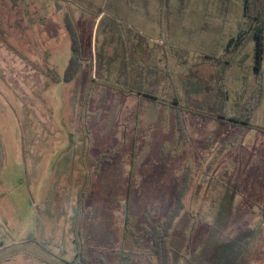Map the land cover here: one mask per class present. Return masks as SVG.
Masks as SVG:
<instances>
[{"label":"rangeland","instance_id":"374dc122","mask_svg":"<svg viewBox=\"0 0 264 264\" xmlns=\"http://www.w3.org/2000/svg\"><path fill=\"white\" fill-rule=\"evenodd\" d=\"M167 4L0 0V264H157L142 232L184 189L173 264H264V131L213 117L242 114L253 43L204 59L242 2ZM66 12L83 57L68 83ZM142 69L156 99L130 92Z\"/></svg>","mask_w":264,"mask_h":264},{"label":"trees","instance_id":"16d2710c","mask_svg":"<svg viewBox=\"0 0 264 264\" xmlns=\"http://www.w3.org/2000/svg\"><path fill=\"white\" fill-rule=\"evenodd\" d=\"M14 3L17 0H13ZM161 4V10L168 8L167 2L169 0H159ZM183 1V0H180ZM224 3H231L233 0H221ZM242 2V10L245 20L241 24L238 33L235 36H232L226 45L225 51L222 55H215L212 57L204 56V59L213 60L214 65L223 64L225 66L232 65V61L228 59V56L233 55L239 51V49L246 42H252L254 47V53L252 56V70L254 74V79L256 80V85L253 86L250 91V96L245 102L244 109L239 118H232L224 116L216 112V116H213L218 119H226L231 122H235L241 125V127L247 128H258L264 131V128L254 125L251 122V117L255 107L258 106L264 98V0H240ZM58 3V2H57ZM61 5V4H60ZM182 9V8H181ZM65 13L64 22L68 30V34L71 39V50L72 54L70 56L69 62L64 70L63 81L72 82L79 72L83 65V57L80 48V38L78 37L77 30L70 20V16ZM118 19V18H117ZM121 22L119 19L117 20ZM122 23V22H121ZM150 65V64H148ZM152 66L149 67L151 69ZM147 71L138 70L137 81H133L134 86H130V92L136 91L138 96L147 99H156L157 96L152 94L149 91V87L141 88L140 83L143 81L146 84L145 76L146 72L150 76V70ZM149 71V72H148ZM141 72V74H140ZM144 73V75H143ZM147 76V77H149ZM128 79L125 80L124 86L128 88ZM137 84V86H136ZM147 85V84H146ZM141 100L139 101V104ZM177 103V102H176ZM211 114V113H210ZM214 115V114H213ZM186 189L183 191L179 190L177 195V203L171 210L168 211L165 221L163 223H152L150 222L147 227L144 228L142 234L149 238L151 243V249L157 257V264H173L172 263V252L171 248L168 247V232L171 226L173 225L174 220L179 216L184 205L182 203V196L185 195ZM133 233V232H132ZM138 241V238H137Z\"/></svg>","mask_w":264,"mask_h":264},{"label":"crops","instance_id":"0c3cea01","mask_svg":"<svg viewBox=\"0 0 264 264\" xmlns=\"http://www.w3.org/2000/svg\"><path fill=\"white\" fill-rule=\"evenodd\" d=\"M263 132V131H262Z\"/></svg>","mask_w":264,"mask_h":264}]
</instances>
